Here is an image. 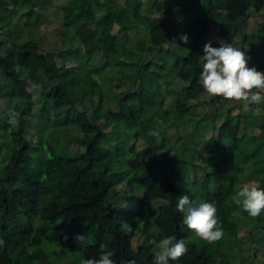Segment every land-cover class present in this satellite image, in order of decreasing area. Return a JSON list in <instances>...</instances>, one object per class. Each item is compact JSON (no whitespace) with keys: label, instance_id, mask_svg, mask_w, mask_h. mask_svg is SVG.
<instances>
[{"label":"trees","instance_id":"16d2710c","mask_svg":"<svg viewBox=\"0 0 264 264\" xmlns=\"http://www.w3.org/2000/svg\"><path fill=\"white\" fill-rule=\"evenodd\" d=\"M59 1L62 64L31 35L53 0H0V11H7L0 15V98L6 99L0 111V264H63L69 256L81 264L98 258L101 244L114 252L116 264H153L159 250L147 242L165 236L188 245L170 264H249L241 232L264 241V214L249 216L233 195L245 184L264 187V109L248 117L232 116L230 109L216 134L193 139L187 127L194 118L174 116L165 105L177 79L184 82L180 104L204 91L199 76L204 45L216 43L209 39L216 9L230 23H222L220 34L231 44L238 33L233 25L252 8L264 12V0ZM176 5L190 17L169 29L165 11ZM15 16L25 18L23 32ZM244 41L252 47L250 63L264 70V56L254 50L264 48V20ZM108 71L120 79L109 93ZM33 82L41 85L36 101L25 91ZM156 112L166 119L159 131ZM27 120L38 125L36 140L26 135ZM172 128L175 139L167 134ZM77 135L80 146L72 149ZM159 149H166L162 162L150 169ZM125 182L126 203L139 200L131 207L113 200ZM183 195L216 204L220 258L183 225L176 207ZM159 201L164 204L154 207ZM101 233L110 237L99 240ZM78 235H85L86 247L78 246Z\"/></svg>","mask_w":264,"mask_h":264},{"label":"rangeland","instance_id":"374dc122","mask_svg":"<svg viewBox=\"0 0 264 264\" xmlns=\"http://www.w3.org/2000/svg\"><path fill=\"white\" fill-rule=\"evenodd\" d=\"M123 1V0H122ZM61 1L53 0L52 5L48 8H43L44 15L41 17V21L36 30L31 32L32 37L37 40L41 47L46 51H52L56 54L57 60L60 64H62L61 53L63 52V45L60 42L59 29L62 26L61 15L56 10L55 6L58 5ZM170 11H165V24L169 29L172 28L173 24H178L181 21H187L190 17V11L184 8L183 6H174L170 7ZM7 13L6 10H1L0 15H5ZM159 11L154 14L159 15ZM225 19V21H224ZM14 20L18 22L21 27L19 32L24 31V17L15 16ZM264 20V12H256L253 8L250 10L249 17L235 23L233 27L238 30V33L234 39V42L231 44H235L246 51L251 49V44L244 41L246 34H255L258 31L259 25ZM229 23L224 17V12L222 10L215 11V16L212 21V25L209 30V39H216L215 46H219V44H229L223 36L220 34V26L222 23ZM230 24V23H229ZM22 29V30H21ZM115 32L119 35L122 34L123 30L119 28V26L115 27ZM136 30L131 31V37L133 38ZM2 39H8L6 34H3ZM257 53H260L264 56V48L261 45H257L254 49ZM157 56V54H155ZM152 57V56H150ZM102 57L98 55L96 57V61L98 64L102 63ZM204 60L202 61V63ZM248 63H250V57L248 56ZM257 67V66H256ZM258 69V68H257ZM260 70V69H258ZM106 78L109 81V85L107 87V92L109 93L111 89H114L119 86L120 79L116 73H111L108 71L106 73ZM97 76V75H96ZM184 82L182 79H177L173 85L171 86L170 93L167 95L165 108L170 109L174 116L175 114H179L182 116L190 117V122L187 127V131L190 132L191 138H199L202 136L204 139L211 137L216 134L218 129L222 126L223 121L226 119L228 115V111L231 109L232 116L237 115L238 113L243 116H260L263 109L264 104L256 105L252 103H248L245 101H238L234 98L223 97V96H212L208 94L205 90L201 92H195L190 96V99L185 104H180L178 102V97L183 89ZM5 98H0V111L5 108ZM247 104V107L245 106ZM155 119L161 122L158 131L161 126L164 124L165 120L162 118L159 112H156ZM198 125L204 127V129L199 130ZM38 125L34 120L26 121V135L32 139L36 140ZM255 132H258V128L256 127ZM175 129L168 130L167 134L172 136V139H175L176 135ZM79 135H77L74 139L71 140V148L78 149L79 148ZM161 137L158 136L157 142L160 143ZM141 145V144H140ZM166 153V149H159L158 152L151 157V160L148 162L147 166L150 169H155L161 162L162 157ZM193 175L196 177V169L193 168ZM118 193L114 196V201L118 204L125 203L127 206H134L135 203H138L139 200H136L133 203H126L130 201L125 197V193L130 190L129 186L125 183H121L118 186ZM137 197L142 196L141 193H136ZM161 204H164L163 201H159L154 204V207H157ZM65 230V228H64ZM243 241L246 243L245 253L249 256V264H264V241H260L257 243L253 240V237L247 234V232L242 231ZM109 234L101 233L99 235V240H105L109 238ZM215 256L220 258L223 254L218 246V242H210ZM155 250H159L155 247ZM63 264H75L74 258L72 256L63 258Z\"/></svg>","mask_w":264,"mask_h":264},{"label":"clouds","instance_id":"9594fccd","mask_svg":"<svg viewBox=\"0 0 264 264\" xmlns=\"http://www.w3.org/2000/svg\"><path fill=\"white\" fill-rule=\"evenodd\" d=\"M187 42L189 36L182 35ZM203 67L199 80L204 90L212 96H223L243 100L248 103L264 104V70H258L255 65L248 63L245 49L235 44H219L213 46L212 42L204 45ZM41 85L33 82L26 86L25 91L31 94L33 101L38 100ZM247 107V104L245 105ZM153 135L157 133L153 132ZM236 205L243 208L251 217L264 214V187L258 184H245L233 195ZM182 213V223L194 229L197 235L208 242H215L222 238V222L217 215L216 204L208 199L193 200L189 195L179 197L176 205ZM3 240H0V244ZM76 243L79 247H86L85 235H78ZM148 245L156 246L153 264H170V261H179L188 251L187 243L174 236H165L157 242L150 238ZM98 258L82 259L81 264H116L114 252L108 246L101 244Z\"/></svg>","mask_w":264,"mask_h":264}]
</instances>
